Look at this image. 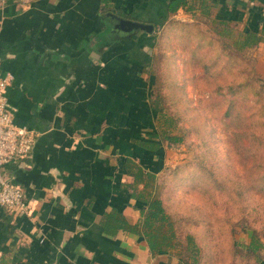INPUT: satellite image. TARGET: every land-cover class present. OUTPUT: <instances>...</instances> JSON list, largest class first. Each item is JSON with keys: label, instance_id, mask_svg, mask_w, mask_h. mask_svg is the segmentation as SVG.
<instances>
[{"label": "crops", "instance_id": "crops-1", "mask_svg": "<svg viewBox=\"0 0 264 264\" xmlns=\"http://www.w3.org/2000/svg\"><path fill=\"white\" fill-rule=\"evenodd\" d=\"M169 1L0 0V69L14 77L8 109L35 135L31 157L5 170L30 209L0 208V264H182L176 251L153 254L131 229L143 203L131 196L128 159L156 174L159 192L177 154L138 144L157 127L148 63L155 41L175 37L178 23L205 32L231 27L237 42L253 32L258 44L246 51L264 60V0H186L160 32L114 28L111 11L161 25ZM107 16L117 40L102 35Z\"/></svg>", "mask_w": 264, "mask_h": 264}, {"label": "rangeland", "instance_id": "rangeland-1", "mask_svg": "<svg viewBox=\"0 0 264 264\" xmlns=\"http://www.w3.org/2000/svg\"><path fill=\"white\" fill-rule=\"evenodd\" d=\"M170 43L183 48L178 41ZM234 50H226L229 59L242 64L232 69H241L251 88L233 121L225 115L231 96L222 87L237 80L236 73L234 78L230 71L219 76L215 68L208 79L194 62L198 82L185 90L177 84L183 64L160 57L148 63V98L159 97L165 113L176 116L177 130L172 131L188 134L182 144L171 148L177 154L164 170L167 177L160 187L168 211L177 220L184 256H188L186 237L192 235L200 248V264H254L255 256L242 244H249L253 235L264 242V60L255 50L240 57ZM176 167L181 177L173 186L167 183L166 170Z\"/></svg>", "mask_w": 264, "mask_h": 264}, {"label": "trees", "instance_id": "trees-1", "mask_svg": "<svg viewBox=\"0 0 264 264\" xmlns=\"http://www.w3.org/2000/svg\"><path fill=\"white\" fill-rule=\"evenodd\" d=\"M186 6V0H170L167 3V8L165 10L166 18L164 22L161 25L149 22L154 26L153 33L156 30L160 32V30L166 24L169 16L176 13L180 8H184ZM111 12L113 14L122 16L120 11ZM113 14L108 13L110 16H114ZM116 16L115 18H119ZM104 19L107 23V29L104 33H102V35H105L109 39L113 40L119 39L118 33L113 31L110 24L113 23L112 19L108 16ZM125 20L132 21V18ZM177 26H179V30L176 31L177 35H175V37L168 35L160 45L155 41V45L158 46L157 48L159 51L156 54L151 55L150 62L154 60V57H160V59L170 58L173 61L175 60L180 62V64H183V68H180L183 71L179 73L182 80L180 78L179 83L177 84L185 90L188 88V85H191L193 88L195 87V83L198 82V77L197 79L195 78V73L191 66L194 64V62L201 66L203 69L202 75H207L208 79L210 76L209 73L215 72V68L218 69V71H216L219 76L224 75L229 71L232 72L233 78L238 76V81L236 78H234L232 82L226 83L223 80L225 84L228 83V86L224 85V87H222V89L227 88V90H229L228 93L231 96V99H227L228 109L225 115L230 119V121H233V115L235 114L236 118V113L239 112L238 106L245 102V99L247 100L249 98L248 95L250 94L251 87L245 83L247 79L243 75L245 73L242 72L241 69L237 71L232 69L233 65L238 64L241 66L240 64H242V61L236 60V58H234L235 60H230L226 50L233 48L235 49L234 51L239 54V57L244 56L247 53L246 48L258 44L257 35L253 32L244 33L246 34V38L241 42H237L238 40L235 41L234 38L237 39L238 37L237 35L233 34L234 32L232 29H230L231 27H226L220 31H217L216 29V34L213 36L211 35L214 32L212 26L209 27L210 29L207 32L202 31L200 27L196 25L178 23ZM218 35H220L222 39ZM173 40H179L178 42L183 44L182 50L170 43ZM166 41H169V44L164 46L165 43H167ZM194 43L196 46L195 48H193ZM207 47H209L208 53L202 52V50ZM163 52H169V55L163 56ZM177 68L179 69V67ZM178 69H176V71ZM233 73H236L237 76ZM152 75L155 78H151V84L154 85L156 73L154 72ZM226 78L228 79V76L225 77V79ZM148 103L150 109L153 111V113H155L157 127L155 130L147 133L144 137V140L138 144L146 150L155 152L159 149H164L165 145L168 148H173V146L175 147L176 145L182 144L185 141V138H187L186 136L188 134L183 133V135H178L172 131L173 129L177 130L178 120L176 116L167 115L165 113L162 106V101L159 99V97H152L151 100L148 98ZM127 171L129 176L132 178V182L129 185L130 189L132 190L131 196L133 199L143 203V206L140 209L141 222L137 223L134 229L131 228L132 231L144 236L153 254H165L176 251L180 263L200 264V248L197 242L194 240V236L192 235H188L186 237L187 244L185 251L188 253V256H184V251L182 249L184 247V241L179 237L176 226L177 220H175L172 213H170L166 207V201L168 199L163 197L161 187L160 191H157L156 174L145 170L142 165L135 163L132 159H128L127 161ZM166 171H168L169 178L167 183L173 186L176 184L177 186L179 184V178L181 177V171L179 172L177 167L175 169H169ZM166 175L167 174L164 172L162 179L163 177H167ZM139 184H143L144 188L142 190L138 189ZM242 245L247 252L255 256L254 264H258L264 255V243L260 239L256 238L255 235H253L249 244L245 243Z\"/></svg>", "mask_w": 264, "mask_h": 264}, {"label": "built area", "instance_id": "built-area-1", "mask_svg": "<svg viewBox=\"0 0 264 264\" xmlns=\"http://www.w3.org/2000/svg\"><path fill=\"white\" fill-rule=\"evenodd\" d=\"M13 80L11 73L0 69V208L12 214L27 215L30 207L25 192L5 172L17 160L29 159L35 143L34 133L27 127L17 126L8 109L6 92Z\"/></svg>", "mask_w": 264, "mask_h": 264}, {"label": "water", "instance_id": "water-1", "mask_svg": "<svg viewBox=\"0 0 264 264\" xmlns=\"http://www.w3.org/2000/svg\"><path fill=\"white\" fill-rule=\"evenodd\" d=\"M116 19L118 20V24L114 28L121 29L124 32L132 33L136 30H142L150 34L154 31V26L152 24L138 23L121 18Z\"/></svg>", "mask_w": 264, "mask_h": 264}]
</instances>
